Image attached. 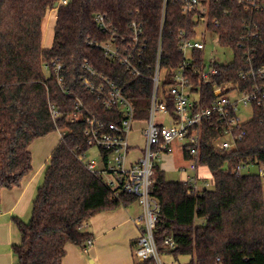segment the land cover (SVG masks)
Returning a JSON list of instances; mask_svg holds the SVG:
<instances>
[{
  "label": "trees",
  "instance_id": "16d2710c",
  "mask_svg": "<svg viewBox=\"0 0 264 264\" xmlns=\"http://www.w3.org/2000/svg\"><path fill=\"white\" fill-rule=\"evenodd\" d=\"M255 2L256 6L246 10L237 0H210V17L217 20L211 28L235 56L232 63L219 67L215 80L234 83L241 91H256L261 85L258 79L244 81L240 75L264 65V0ZM56 4L54 44L45 48L43 21ZM98 14L108 17L120 38H130L132 22L142 25L147 40L141 66L144 77L135 79L131 71L91 44L113 39L97 26ZM197 18L196 13L183 11L182 0H69L66 4L61 0H0V201L3 190L21 186L32 171L31 145L53 132H65L51 155L29 223L14 219L22 236L13 246L17 264H63L68 244L84 250L93 239L83 229L93 217L137 202L130 194L116 196L101 176L87 168L83 159L91 148L87 118L72 123L70 116L77 112L80 100L99 122L109 124L123 118L117 109L106 110L97 94L83 86L84 78L101 84L103 77L133 103L135 119L146 120L160 47L162 68H179L183 60L180 33L194 38L200 27ZM243 46L250 47L254 62L248 63ZM194 55L197 67L201 53ZM53 63L63 66L64 90ZM46 65L51 68L46 70ZM86 65L99 77L92 76ZM193 72L190 68L189 73ZM191 83L199 93L194 110L210 106L215 97L211 88L197 74ZM170 84L173 81L168 78L165 85ZM262 88L252 118L233 128L234 133L245 132L234 150L225 152L214 145L228 128L227 120L213 117L203 122L202 166L212 173V189L196 193L189 182L167 181L165 171L156 168L153 195L160 212L154 237L161 253L189 256L187 264H264V177L239 169L259 164L264 170ZM51 106L59 113L55 120ZM169 109L173 113L172 102ZM184 152L188 158L187 145ZM168 238L176 243L175 249L165 247ZM137 264L157 263L150 258Z\"/></svg>",
  "mask_w": 264,
  "mask_h": 264
},
{
  "label": "built area",
  "instance_id": "2783aa9c",
  "mask_svg": "<svg viewBox=\"0 0 264 264\" xmlns=\"http://www.w3.org/2000/svg\"><path fill=\"white\" fill-rule=\"evenodd\" d=\"M68 1L63 0V4ZM237 1L243 4L246 10L256 6L255 0ZM182 3L185 13H196L198 15L197 19L200 27L194 38L187 33H180L179 47L183 60L179 68L173 70L162 68L163 50L160 47L154 72L151 76L154 91L149 107V117L146 120L135 119L133 103L124 95L121 88L103 77L101 78V84H97L91 78H84L83 86L89 92L97 94L98 100L101 101L106 110L117 109L121 112L123 118L109 124L99 122L80 100L76 106L77 112L70 116L72 123L87 118V143L90 147L95 146L99 149L100 161L85 160L87 168L92 173L101 176L105 183L115 191L116 196L120 193L133 195L137 198V202L143 206L144 214L139 219L140 225H142L141 235L135 244V253L140 263L154 258L157 264H164L154 237V230L159 222L160 212V204L153 195L156 168L159 167L156 162L157 159L163 153L172 150L171 145L174 140H186L184 146H188V158H186L185 152L184 156L190 164L188 169L182 168L181 170L185 174L188 171L194 172L195 176L185 182H189L196 193L204 189H210V186L214 185L213 178L212 181H207L204 177L198 176V170L201 167H207L202 166L203 142L206 133L203 125L204 120H210L213 117L227 120L228 128L225 129L223 136L214 140V145L225 152L234 150L238 140L245 134L244 131L241 133L233 132V128L244 123L240 119L241 108L253 107V104L259 103V94L263 92L262 87H264V65L243 71L240 74L244 81L254 78L261 82L260 88L256 91H241L239 86L234 83L224 82L220 84L215 80L219 73V67L234 61V51L229 46L222 44L219 33L211 28V25L216 26L217 20L210 17V0H182ZM95 22L103 32L113 35V39L104 43L91 42V44L102 49L107 57L119 62L131 71L135 79L144 77L141 66L145 64L143 63V57L146 55L147 40L142 25L132 22L130 24V38H120L114 32L112 24L105 15L98 14L95 17ZM250 34L252 33L249 29L248 35ZM210 35H212L214 49L211 51V59L207 60V44ZM243 47L247 51L248 56L246 59L248 63L254 62L255 59L250 53V47ZM218 49H222V52L219 53ZM196 52L201 53L200 65L197 67L194 64L196 61L194 54ZM52 67L57 73L58 82L64 90V78L60 75L63 68L62 64L53 63ZM86 67L92 76L99 77L92 67L88 65ZM50 68V65L45 66L46 70ZM190 68L194 69L193 73H189ZM163 71L165 72L164 76H162ZM194 74L199 75L200 82L211 88L215 96L210 106L197 110H194V102L199 99V93L193 91L191 83ZM168 78L173 81V84L165 85ZM161 85L163 87L162 95H160ZM170 102L174 105L173 113L169 109ZM51 113L54 120L59 116L58 110L54 106H51ZM157 113L167 115L171 119L169 124L166 122L157 123L155 121ZM137 122L144 123L145 145L140 156L129 163V157L133 150L130 134ZM59 132L63 138L65 132ZM225 136H230L232 142L224 141ZM85 157L86 155H84ZM244 167L240 166L239 169L241 170ZM260 175L264 177L263 169H261ZM93 242V239L87 242L84 248L85 252L88 251ZM165 247L175 249L176 243L168 238L165 240Z\"/></svg>",
  "mask_w": 264,
  "mask_h": 264
},
{
  "label": "crops",
  "instance_id": "0c3cea01",
  "mask_svg": "<svg viewBox=\"0 0 264 264\" xmlns=\"http://www.w3.org/2000/svg\"><path fill=\"white\" fill-rule=\"evenodd\" d=\"M134 132L135 129L130 134L133 150L129 157V163L140 156L143 148H138L136 144L132 143L131 135ZM61 140L62 134L60 132L59 135L53 132L36 140L30 147L32 171L24 177L21 186L2 192L0 242L4 243L7 248L0 250V264L17 263L16 256L8 247L13 242L16 231H18L14 219L29 221L33 203L40 186L44 182L47 165ZM183 174L187 180L192 178L188 174ZM200 175L199 169L198 176L200 177ZM136 203L127 207L122 206L114 211L102 212L93 217L87 224L88 228L84 230L92 234L94 240L92 246L85 252L74 244H68L63 264H136L134 248L141 235L142 225H140L139 219L143 216Z\"/></svg>",
  "mask_w": 264,
  "mask_h": 264
},
{
  "label": "rangeland",
  "instance_id": "374dc122",
  "mask_svg": "<svg viewBox=\"0 0 264 264\" xmlns=\"http://www.w3.org/2000/svg\"><path fill=\"white\" fill-rule=\"evenodd\" d=\"M63 2V0H61ZM57 15H58V9L54 8L52 10H49L46 14V17L44 18L43 21V46L45 48H51L54 44V36H55V24L57 21ZM207 55L206 59L210 60L211 59V51H213L214 46H213V40H212V35L208 38V44H207ZM218 48V46H217ZM218 52H222V49H218ZM227 59V58H226ZM225 60V59H224ZM165 72H162V76H164ZM163 93V87L161 85L160 87V95ZM194 97V96H193ZM253 116V109L252 107H247V108H241V113H240V119L242 122L248 121L251 119ZM170 118L167 115H163L161 113H157L155 115V121L157 123L159 122H166L169 124ZM145 126L143 123L137 122L134 125L135 132L131 135V141L132 143L136 144L138 148H142L145 145V138L143 136V128ZM57 135H59V132L56 131ZM61 134V133H60ZM224 141H229L232 142V138L230 136H225L223 138ZM187 141L186 140H179L176 139L172 142L171 145V151L168 153H163L162 156L157 159V165L161 167L165 171V178L167 181L171 182H185L188 181L187 177L182 173V168H187L189 167V160H187L184 156V150L183 147ZM86 157L84 160L88 161L89 159H94L96 161H100L99 158V149L98 147H91L90 150L85 154ZM48 166V165H47ZM261 169H263L259 164H249L246 167L241 169V172L243 174H254L258 175L261 174ZM188 176L189 177H194L195 173L188 171ZM200 176L204 177L207 181H212V174L211 171L208 167H201L200 168ZM185 179V180H184ZM201 183V181H200ZM202 186V184H201ZM213 184L210 186V189L213 188ZM139 207L140 212L142 215L144 214L143 206L137 202L136 203ZM32 216V215H31ZM31 219V217H30ZM29 219V221H30ZM22 221H24L22 219ZM29 221L25 223H29ZM144 222V221H143ZM197 224H201L202 221L197 220ZM88 228V225H84L83 229L86 230ZM18 229V228H17ZM13 242L9 244V249L12 250V253H14L13 246L15 244H19L21 242L22 236L21 233L16 231L14 235ZM91 247V246H90ZM7 246L4 245V243L0 242V250L6 249ZM15 255V254H13ZM134 258L136 261V264L138 263L137 255L135 253V248H134ZM161 258L164 264H187L190 261L189 256H179L178 258H175L171 255H168L167 253H161ZM17 262V257L15 258ZM17 264V263H16Z\"/></svg>",
  "mask_w": 264,
  "mask_h": 264
},
{
  "label": "water",
  "instance_id": "95a60500",
  "mask_svg": "<svg viewBox=\"0 0 264 264\" xmlns=\"http://www.w3.org/2000/svg\"><path fill=\"white\" fill-rule=\"evenodd\" d=\"M55 7L57 8L58 7V4H56Z\"/></svg>",
  "mask_w": 264,
  "mask_h": 264
}]
</instances>
